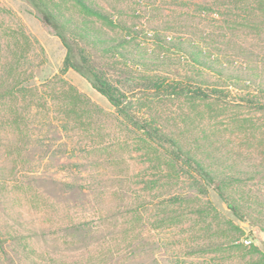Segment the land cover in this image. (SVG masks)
<instances>
[{"label": "rangeland", "instance_id": "rangeland-1", "mask_svg": "<svg viewBox=\"0 0 264 264\" xmlns=\"http://www.w3.org/2000/svg\"><path fill=\"white\" fill-rule=\"evenodd\" d=\"M87 1L139 33L118 47L122 57L90 51L111 70L139 59V71H107L110 82L138 118L150 114L158 135L172 141L145 143L86 78L61 74L66 50L41 16L46 9L61 21L85 20L114 41L125 32L72 0H0V88L10 90L0 107H28L19 164L0 145V264H264V110L209 108L172 90L222 88L230 100L245 97L174 46L195 41L203 49L211 30L217 34L218 23L198 14L203 0ZM157 31L168 45L158 46ZM222 60L227 68L243 63ZM60 75L83 99L44 87ZM150 80L159 87L145 90ZM40 93L46 105L34 97ZM3 109L0 144H19L21 125ZM203 163L234 178L216 183L240 203L243 219L197 171Z\"/></svg>", "mask_w": 264, "mask_h": 264}, {"label": "trees", "instance_id": "trees-1", "mask_svg": "<svg viewBox=\"0 0 264 264\" xmlns=\"http://www.w3.org/2000/svg\"><path fill=\"white\" fill-rule=\"evenodd\" d=\"M72 1L84 14L94 17L109 28H117L121 32H125V35L120 36L117 41H114V39H106L98 30L89 27L85 20H80V24H73V22H69V20L61 21L58 19L55 12L45 9L41 16L42 22L44 25L55 30L66 50L61 74L71 69L77 72L80 76L86 78L91 87L106 98L123 121L130 125L135 131L140 132L143 136L147 137V139L145 137L143 140L145 143L149 142L154 144L156 141L155 139H164L170 143L172 139L163 135H158L159 131L152 126V124L156 125V122L150 114H148L150 120L138 118L132 108L126 105V96L124 92L120 90L117 83L116 85H112L110 82L107 73V71L111 70L109 69V65L107 63L99 64L90 51L96 50L103 55L112 54L114 59L119 56L122 57L121 51L118 47L120 45L128 44L130 40L138 36L139 33L134 30V28L131 30L126 22L118 19L115 15L108 14L94 3H90L87 0ZM198 14L202 15L203 18L207 20L218 23L217 34H214L216 32L211 30V34L208 35L209 41H206L205 43L203 41V49L198 45V42L191 41L190 44L184 45V40H180L181 42L179 44L174 45L176 50L179 53L184 54L191 64L197 67H202L220 78H228V81L233 85V88L245 92V97L235 96L233 97L235 100H230L227 98L228 95L222 88L201 90L200 88H187L181 87L180 85H176L172 89L173 92L175 94L184 93L193 101H203V103L209 106V108H217L218 106L235 107L243 105L245 107H250L253 110L263 111L264 0H203V10H198ZM159 32L160 31L155 32L152 36L158 37V46L163 47L168 45L170 43L169 40L160 39ZM70 34H73L74 39ZM213 37H218L220 39V45L218 44L219 47L216 44L218 38L213 39ZM75 39L81 40V44ZM214 43L215 45H213ZM256 43L263 44L257 46L259 44ZM229 57L241 60L243 62L241 63L242 67L237 69L234 66L232 68L224 66L222 59ZM130 64H132L134 70L127 68ZM236 64L237 62H235V65ZM140 69L139 59L133 58L126 66H120L117 70L112 69L111 71L116 72L118 75H126L130 74L131 71H139ZM61 76L62 75L44 83V87L51 85L53 86L51 89L52 93H56L58 90V94H62V96L67 93L66 90H70L74 93L72 96L74 100L78 101L83 99L81 94L75 92L73 88L67 87V82L64 81ZM158 87L159 85L156 84L155 81L150 80L144 89L150 91ZM224 87L227 88L228 86L225 85ZM24 90L28 93H31L32 91L37 92L36 87H33L32 90H30V88ZM261 93L263 94L262 96L259 95ZM9 94V89L0 88V98H5ZM27 97L29 96L27 95ZM34 97H36L37 101H42L44 105H46L49 100L47 96H43L42 93H40V95L36 94ZM0 109H3L2 112H5L3 113V116L6 120L11 119L21 125L20 127L23 133L19 144H13L7 139H4L5 144H0L1 149H3L4 152L10 154L14 153V161L16 164H19L18 161L22 157L20 154L22 148L20 146L25 144V131L27 129V118L25 119V117L26 114L28 116V107L25 112L22 109L17 112L11 105H4V107L1 106ZM152 120L153 122H151ZM0 123L2 122L0 121ZM196 168L199 173L203 174V177L210 183L211 189L217 193L234 216L238 219H243L240 203L232 198H228L224 188L218 182L216 183V180H221L220 182L223 183L224 179L232 181L234 178H226L224 173L219 172L212 166H208L204 163L203 167L198 165Z\"/></svg>", "mask_w": 264, "mask_h": 264}, {"label": "water", "instance_id": "water-1", "mask_svg": "<svg viewBox=\"0 0 264 264\" xmlns=\"http://www.w3.org/2000/svg\"><path fill=\"white\" fill-rule=\"evenodd\" d=\"M253 232H254L255 234H257V232H258L257 228H255V229L253 230Z\"/></svg>", "mask_w": 264, "mask_h": 264}]
</instances>
